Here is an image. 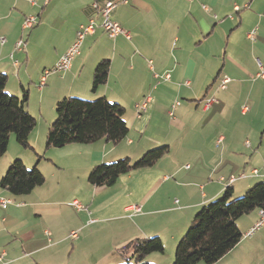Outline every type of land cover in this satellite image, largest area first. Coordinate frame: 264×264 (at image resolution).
<instances>
[{
	"label": "crops",
	"instance_id": "0c3cea01",
	"mask_svg": "<svg viewBox=\"0 0 264 264\" xmlns=\"http://www.w3.org/2000/svg\"><path fill=\"white\" fill-rule=\"evenodd\" d=\"M105 1L0 0L5 89L16 96L26 88L37 94L26 104L37 120L28 137L32 148H19L11 136L7 156L0 158V178L14 158L27 168L37 166L45 178L24 195L0 188V198L10 200L0 205V253L6 264H123L117 249L151 236L161 239L164 250L145 261L171 264L178 240L201 205L226 187L237 197L264 179V77L259 75L264 72V0L120 4L110 16L129 38H111L98 27L85 36L67 70L43 75L72 45L79 25L91 18L100 22ZM27 16L38 23L24 29ZM252 28L255 38L246 47ZM43 39L50 40L49 48L42 49ZM19 40L25 46L16 49ZM37 54L42 58L35 70L30 62ZM102 59L109 60L107 79L92 92L93 71ZM165 73H170L167 80L155 77ZM223 76L229 82L219 89ZM215 92L219 102L203 109V99ZM70 96L121 104L126 137L118 144L99 139L44 150L55 104ZM176 98L184 101L179 100L171 118L168 111ZM141 103L146 108L137 117L135 105ZM162 144L169 151L151 167L121 174L109 187L87 181L94 165L125 157L134 161ZM74 200L84 209H76ZM258 219L259 209L239 217L241 239L213 264H264V223L243 236Z\"/></svg>",
	"mask_w": 264,
	"mask_h": 264
},
{
	"label": "trees",
	"instance_id": "16d2710c",
	"mask_svg": "<svg viewBox=\"0 0 264 264\" xmlns=\"http://www.w3.org/2000/svg\"><path fill=\"white\" fill-rule=\"evenodd\" d=\"M108 69V59L96 64L92 92L106 82ZM6 83V75L0 71V158L7 151L11 134L15 135L21 147L31 149L28 137L36 126V119L26 109L28 91L23 90L21 96L12 95L6 91ZM54 109L56 116L46 133V149L89 144L99 139L118 144L128 133L124 107L105 97H65L56 102ZM168 151V145H162L145 151L134 161L125 157L94 165L89 170L87 181L93 186H112L121 174L151 167ZM44 180L37 166L27 168L20 158H15L0 178V188L13 195H24L43 184ZM254 209H264V179L237 198L233 197V189L226 187L218 197L196 211L175 246L171 264H213L241 239L236 220ZM163 250L161 239L151 236L132 239L118 248L117 253L124 258L123 264H151L145 261L146 256Z\"/></svg>",
	"mask_w": 264,
	"mask_h": 264
},
{
	"label": "built area",
	"instance_id": "2783aa9c",
	"mask_svg": "<svg viewBox=\"0 0 264 264\" xmlns=\"http://www.w3.org/2000/svg\"><path fill=\"white\" fill-rule=\"evenodd\" d=\"M32 4L34 3V0H28ZM132 0H106L100 10V22H95L94 19H89L87 23L79 25V27L76 30L75 33V40L72 43V45L66 50L64 54L60 56L58 61L55 63V65L52 68L45 69L43 71V75L49 74L51 72H62L67 70L73 58L79 54L80 47L82 45L83 39L87 35H91L94 33L96 28L100 27L104 32L111 38L117 37L119 35H123L126 38H129L128 33L119 25L118 22L114 21L110 13L111 11L117 7L120 4H127ZM92 7L96 8V4L93 3ZM38 23V20L35 16H27L22 24V27L24 29L27 28H32ZM255 33H256V28L251 29L247 34V38L251 41L254 40L255 38ZM4 41L3 38H0V42L2 43ZM25 46V42L23 40H19L15 43V48L20 49ZM259 75L261 77H264V72H260ZM156 78H162L164 80L169 79L170 75L169 73H165L163 75H158L155 74ZM44 80V77L42 78ZM229 82V78L226 76H223L222 79L220 80L219 83V89H224L226 87V84ZM215 102V99L213 98H205L202 102V108L203 109H208L213 103ZM180 105L179 100H174V102L171 104L170 109L168 111V115L172 118L174 116V111L176 108ZM136 115L139 117L141 113L145 110L146 108V103H141V104H136ZM264 167V166H263ZM251 173L254 175L258 174V170L256 168H253L251 170ZM234 178H230L229 182H232ZM10 200L8 199H2L0 198V205L2 207H5ZM72 204L76 207V209H84V206L80 204L78 201L74 200ZM264 223V209H259V219L255 223H253L243 234L244 237L251 236L259 227ZM70 236L72 238H76V232L72 231L70 232ZM5 253L1 252L0 253V264H6L4 260Z\"/></svg>",
	"mask_w": 264,
	"mask_h": 264
},
{
	"label": "rangeland",
	"instance_id": "374dc122",
	"mask_svg": "<svg viewBox=\"0 0 264 264\" xmlns=\"http://www.w3.org/2000/svg\"><path fill=\"white\" fill-rule=\"evenodd\" d=\"M252 29H253V28H252ZM250 30H251V29H250ZM250 30H249V31H250ZM249 31H248V32H249ZM27 32H28V31H27ZM27 32H26V33H27ZM107 36H108V35H107ZM252 42H253V41H251V40H249V39H248V41H245V45H246V47H247L248 44L250 45ZM49 45H50V40H47V39H43V40H42V43H41V47H42V49H45V47L49 48ZM81 50H82V49H81ZM38 58L41 59L42 57H40L38 54H37V55H34V58H32V60H31V62H30V63H31L30 66H31L32 68H34L35 70L39 67L40 62H41V61L38 60ZM30 59H31V57H30ZM169 74H170V73H169ZM159 75H160V74H159ZM161 75H163V74H161ZM161 80H162V79H160L159 81H161ZM216 87H217V86H216ZM25 90L28 91L27 88H26ZM217 90H218V88H217ZM8 93H10V92H8ZM10 94H12V93H10ZM12 95H14V94H12ZM30 97H31L32 102H34L35 99L37 98V94H36L35 92H32L31 94H28V102H29ZM205 98H213V99H215V102H214V103L216 104L217 102H219L220 95H219L218 93L215 92V93L210 94V96L205 97ZM205 98H204V99H205ZM176 99L178 100V98H176ZM176 99H175V100H176ZM204 99H203V100H204ZM179 100H180L181 102L184 101V100H181V99H179ZM185 101H187V100H185ZM28 102H27V103H28ZM172 118H173V117H172ZM35 119H36V118H35ZM36 121H37V120H36ZM53 121H54V120H53ZM36 123H37V122H36ZM36 125H37V124H36ZM35 127H36V126H35ZM11 136H13L14 139H15V135H14V134H11L10 137H11ZM16 142H17V141H16V139H15V145L18 146L19 148H21V149H23V150L28 149V148H23V147H21V146H20L18 143H16ZM162 145H167V144H162ZM162 145L153 146V147L150 148V149H153V148H156V147H160V146H162ZM44 147H45V145H44ZM59 148H60V147H59ZM8 149H9V144H8V147H7V151H8ZM43 149H44V150H47L46 148H43ZM48 149H50V148H48ZM150 149L147 148V150H150ZM147 150H146V151H147ZM7 151L5 152V154H7ZM42 153L44 154L45 151H43ZM49 153H50V152H49ZM5 154H4L3 156H5ZM3 156H2V158H5L7 155H6L5 157H3ZM43 156H45L46 158H48L49 154H48V156H47L46 154H44ZM45 157H44V158H45ZM14 159H15V158H14ZM31 167H32V166H31ZM31 167H29V168H31ZM107 187H109V186H107ZM240 196H241V195H240ZM240 196H237V197H240ZM237 197H235V198H237Z\"/></svg>",
	"mask_w": 264,
	"mask_h": 264
}]
</instances>
